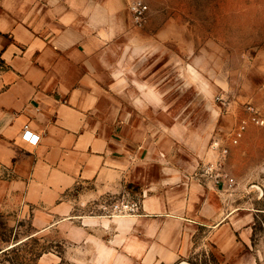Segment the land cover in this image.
Segmentation results:
<instances>
[{"label":"crops","instance_id":"0c3cea01","mask_svg":"<svg viewBox=\"0 0 264 264\" xmlns=\"http://www.w3.org/2000/svg\"><path fill=\"white\" fill-rule=\"evenodd\" d=\"M85 6L0 0V217L68 215L73 190L93 185L82 198L124 190L141 206L82 219L78 233L94 239L95 264H176L201 227L213 228L221 257L248 246L259 200L233 194L230 172L233 188L203 174L219 130L167 123L159 68L135 77L119 48L129 28L109 8L96 24ZM25 125L34 133L29 141ZM259 261L245 254L237 264Z\"/></svg>","mask_w":264,"mask_h":264},{"label":"rangeland","instance_id":"374dc122","mask_svg":"<svg viewBox=\"0 0 264 264\" xmlns=\"http://www.w3.org/2000/svg\"><path fill=\"white\" fill-rule=\"evenodd\" d=\"M129 1L86 0L85 7L96 24L101 23L106 9L115 10L130 31L128 40L118 39L119 48L129 53L127 61L134 65V76H141L144 68L152 77L151 71L159 68L166 98L160 107L167 123L180 121L189 127L213 124L220 135L215 137V133L211 148L216 157L207 164L220 160L221 149L228 147L224 169L237 179L233 194H245L246 201L259 200L256 207L262 210L254 212L253 239L245 248L221 257L213 246V228L201 227L191 253L177 264H190L205 251H214L223 264H237L245 254L264 264V124L251 122L247 109L254 106L264 118V0H148V19L143 27L131 24ZM243 120H249L247 128L234 144ZM216 141L220 142L218 148L213 145ZM85 187L93 185L73 190L75 207L65 216L30 211L1 214L0 238L9 243H0V249L8 245L17 248L1 254L0 264H95L98 248L94 239L81 240L78 233L82 219L99 213L107 217L126 214L129 212L117 211L114 205L140 201L125 195L124 190L82 198L89 193ZM51 220L54 225H50ZM110 236L111 231H107L103 237ZM196 261L203 263L201 258Z\"/></svg>","mask_w":264,"mask_h":264},{"label":"built area","instance_id":"2783aa9c","mask_svg":"<svg viewBox=\"0 0 264 264\" xmlns=\"http://www.w3.org/2000/svg\"><path fill=\"white\" fill-rule=\"evenodd\" d=\"M129 9L131 12L132 16V21L133 24L137 27H143L148 19V11H149V4L148 0H130L129 2ZM248 111L250 112V118L249 120L251 122H254L258 125H263L264 124V118L257 112L254 106L250 105L248 106ZM249 120H243L240 124V126L237 128L235 135L233 137V143L237 144L240 140V137L242 134L245 132L248 121ZM34 136V133L31 131L29 125H25L22 137L24 140H31ZM220 142L216 141L213 143L215 147H220ZM214 147V146H213ZM229 153V148L228 147H223L221 149V154L223 157L218 160L215 163H209L206 164L203 168V174L206 177H209L214 184H221L223 182H226L228 185V188H233L236 184V181L233 177L229 175L227 171L224 169V163L226 156ZM139 202L138 201H130L128 204H115L114 209L117 211H121V209L126 210V212L129 213H135L139 211ZM122 207V208H121Z\"/></svg>","mask_w":264,"mask_h":264},{"label":"trees","instance_id":"16d2710c","mask_svg":"<svg viewBox=\"0 0 264 264\" xmlns=\"http://www.w3.org/2000/svg\"><path fill=\"white\" fill-rule=\"evenodd\" d=\"M0 243H9V241L4 240L3 238H0ZM17 243V242H16ZM19 245V244H18ZM12 245H8L7 247L1 248L0 249V255L1 254H10L11 252L15 251L17 248V245H14L12 247H10ZM195 252H193L192 255ZM202 259L203 263L202 264H223V262L221 261V259L219 258V256L214 252V251H210V252H203L200 255H196L195 257L192 258L191 261H189L190 264H199L196 259ZM196 261V262H195ZM182 263V262H181ZM179 263V264H181ZM177 264V263H176Z\"/></svg>","mask_w":264,"mask_h":264}]
</instances>
